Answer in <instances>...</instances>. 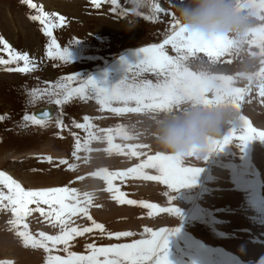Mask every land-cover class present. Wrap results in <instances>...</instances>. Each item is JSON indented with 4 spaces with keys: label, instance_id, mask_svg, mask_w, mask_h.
I'll return each instance as SVG.
<instances>
[{
    "label": "rangeland",
    "instance_id": "obj_1",
    "mask_svg": "<svg viewBox=\"0 0 264 264\" xmlns=\"http://www.w3.org/2000/svg\"><path fill=\"white\" fill-rule=\"evenodd\" d=\"M180 2L181 0H117V3L113 4L112 0H101L100 7H96L92 0H33V3L43 6L45 11L53 14L52 19L56 23L53 36L60 47L68 48L70 53V59L65 61L58 56L47 55V46L51 38L44 34L39 21L30 18L37 14V9L29 7L25 0H0V37L15 51L27 53L35 64L34 70L27 73L8 70L22 67L23 61L0 65V117H2L0 171L11 175L26 189L68 186L78 189L81 195L85 191L89 192L92 202L86 205L88 215L97 223L104 224L106 230L101 234L98 229H93L91 233L74 237L68 245L52 246L49 242L48 247L51 249L49 252L43 247H32L30 244L26 246L18 233L26 231L36 239L40 238V232L58 235L61 231L58 221L53 219L50 222L38 211H34L25 217L21 224L13 225L10 223L14 219L10 208L4 209L0 206V262L47 264L49 256L67 258L69 252L87 254L89 251L87 245L90 243L108 245L113 242L148 239L151 233L145 229L158 231L161 228L175 227L179 228V231L169 237L168 245L171 264H254L261 255H264V210L262 208L260 210L256 204L254 207L250 205L253 197L258 199V206L264 205V140L249 141L248 144L252 145L249 151L239 144L238 139L233 138L222 150L213 151L208 155V163L205 168L200 167L202 174L197 177L201 184L196 181L178 190H171L160 181H148L133 176L114 179V187L119 188L126 199L134 193L143 196L139 197L141 199L138 202L147 201L159 206L157 209H149L137 203L135 206L142 211L135 214L131 213L130 205L116 204L110 200V193L115 191H108L106 181L100 187L98 185L90 187L86 179L96 177L101 180L102 176L94 175L100 169L123 171L134 167L140 160L115 150L109 153L107 140L90 139L89 133L101 135L102 129H112L113 143L123 147L126 152L129 151L128 145L147 144L150 151L137 150L147 154H154L157 151L170 154L161 150L152 136L156 125L153 117L162 116L152 112L114 113L111 111L112 107L124 105L113 102L110 107H105L92 94L84 96L74 94L60 105L55 103L56 99L63 100L61 94L63 89L57 87L61 83H68L69 87L76 88L81 81L91 78L98 86L110 88L129 76L128 65L135 64V61L140 59L138 53L140 48L161 43L171 34L175 23L173 17L179 20L177 6ZM157 3L163 9L162 12H154L153 6ZM113 8L116 10L112 11ZM59 16L65 17L63 24L59 22ZM260 16H264V11L253 18L252 26L264 25V20L260 19ZM0 49H3L2 44ZM166 51L170 55L176 54L171 45L166 46ZM259 51L256 45L245 44L239 54H226L215 63H210V58L206 54L197 53L195 57L190 58L188 65L194 71H199L204 66L215 74L233 76L234 87L248 88L240 109L233 110L238 117L245 116L253 127L264 130V97L260 96L262 79L254 78L249 82L246 77L237 75L258 73L261 67H264V64H261L262 58L259 55H252ZM0 57L9 59L7 52L2 50ZM72 75H76L78 79L66 81L65 78ZM140 78L153 82L156 80L152 73H143ZM34 89L35 97L32 95ZM209 97L211 98V94ZM49 106L53 107V112L50 118L42 119L43 124H34L24 119L37 109ZM85 117H88L87 121ZM77 124H86L90 127H77ZM121 126L133 134L134 138L124 139L121 135L115 134V129ZM236 126L234 124L227 126L218 140ZM240 134L242 133L238 129L235 136ZM77 141L81 145L79 150L76 148ZM74 151L75 156L72 155ZM49 156L52 158L51 162L46 159ZM201 157L188 156L182 160V166L191 167V162H197ZM61 160L67 163L62 164ZM249 160L254 166L253 168L249 164L253 176L239 166L232 170L230 165H225V168L218 165L220 162L248 164ZM69 165L75 167L70 168ZM152 170L158 174L155 169ZM230 173L235 178L234 176L230 178ZM199 187L200 190L197 191ZM0 191L7 193V189L2 185ZM170 196L174 197L172 201L169 199ZM172 205L181 210L180 216L160 211ZM41 206L46 210L48 208L47 205ZM199 206L202 207L201 218L215 223L216 231H223V235L208 231L202 224L189 220L188 216H192ZM29 207L35 208V205ZM186 210H189L190 214L184 216ZM92 220H89L88 216L77 214L70 218L69 226L91 227ZM24 224L28 225L27 229L24 228ZM112 231H130L133 235L113 239L114 237L108 236V232ZM186 232L197 235L199 238L197 241L201 242L193 244ZM176 236V241L172 242L171 238ZM195 246L200 248L201 252L192 248L187 250L185 257L178 258L180 247L185 250L187 247L196 248ZM226 249L228 253L236 254L238 258L231 255V259H227Z\"/></svg>",
    "mask_w": 264,
    "mask_h": 264
},
{
    "label": "snow or ice",
    "instance_id": "obj_2",
    "mask_svg": "<svg viewBox=\"0 0 264 264\" xmlns=\"http://www.w3.org/2000/svg\"><path fill=\"white\" fill-rule=\"evenodd\" d=\"M27 5L32 9H37V14L30 18L34 21H39L42 25L43 32L51 38L48 44L47 55L49 57L58 56L62 60H69L70 53L68 48H61L53 36V28L56 27L52 19V15L45 11L43 6H38L33 3V0H25ZM246 3H251L257 7L256 16L261 11H264V0H245ZM96 7H100L101 0H92ZM113 4L117 0H112ZM154 12H162L160 4H155ZM116 9L113 8L112 11ZM58 16V14H55ZM59 22L64 23L65 17L59 16ZM151 18V17H150ZM175 23L172 26L171 34L161 43H153L148 46L141 47L139 53L141 58L135 64L128 65L129 76L122 79L119 83L112 87H100L94 79L89 78L80 82L79 87L71 88L68 83H61L58 88L63 89V100L56 99L55 103L60 105L69 100L74 94L81 96L92 94L99 99V103L105 107H110L113 102H120L123 107H112L114 113H141L152 112L166 116L173 112L181 111L189 105L202 104L205 106L211 105H227L232 109L239 110L241 101L244 100L245 93L248 88L234 87V77L230 75L215 74L210 68L202 66L199 71L192 70L188 62L190 58L196 56L197 53H204L210 58V63L225 56L226 54H239L243 51L244 45H256L259 53H252L253 56L259 55L261 64H264V25L254 27L251 26L244 34L242 39L230 35H220L205 37L197 33L188 32L184 26L173 17ZM264 20V16H260ZM0 44L3 45L2 51H6L9 59L5 60L0 57V65H8L12 62L23 61L22 67L9 68V71H18L27 73L35 68V64L30 59L27 53L15 51L11 45L0 37ZM171 45L175 51V55H170L166 51V46ZM143 73H152L156 80L153 82L148 79H141ZM238 76L246 77L249 82L254 78H261L260 96L264 97V67H261L258 73H238ZM71 82L77 80L76 75L65 78ZM211 94V98L209 97ZM33 97L36 95V90L32 92ZM129 104H134V107H129ZM46 115V113H45ZM2 119V117H0ZM26 121H31L34 124H43L44 121L39 119L37 115H26ZM156 123L161 118L153 117ZM88 120V117H85ZM237 125L232 127L231 131L222 139L210 140L207 147V155L216 150H222L224 146L230 144L233 138L239 140L241 146H246L253 139L264 140V130H258L252 126V123L245 117L239 116L233 123ZM77 127H90L86 124H77ZM242 134L235 136L237 130ZM101 135L89 133L90 139L102 140L106 139L109 145L107 151L111 153L113 150L125 155L146 157L142 158L139 164L123 171H109L107 168H102L94 175L102 176L107 182L108 191H115L117 199L120 203L129 205L142 204L145 208L157 209L159 206L147 201H136L126 199L125 194L119 188L114 187L113 180L116 178H125L129 176L142 178L148 181H160L171 190H178L196 182V177L202 171L200 167H184L179 156L164 154L157 151L154 155L147 154L144 151L137 149H149L147 144L128 145L129 151H125L123 147L113 143V130H101ZM115 134L121 135L124 139H133V134L125 130L123 126L115 129ZM87 143V142H86ZM81 147L77 141L76 148ZM90 150V149H89ZM150 151V149H149ZM73 156L76 155L74 151ZM189 156H193L189 153ZM51 162L52 158L46 157ZM60 163L66 164L67 161L61 160ZM70 168L75 167L69 165ZM147 169H155L158 174L151 175ZM83 179V177H77ZM0 185L7 189V193L0 191V206L4 209L11 210L14 219L10 221L13 225H19L24 218L30 213L38 211L41 216L48 219L50 222L54 219L61 226V231L58 235H48L45 232L39 233V239L33 237L26 231L18 233L24 239L25 245L32 247H43L46 251H51L48 247L49 242L52 246L64 244L68 245L69 241L76 236H82L85 233H91L93 229H98L101 234L105 233V226L102 223H97L88 215L86 205L91 204L92 196L89 192H83L84 200L80 199L81 193L74 187H41L26 189L20 182L13 179L4 171H0ZM170 201L174 199L169 197ZM6 201V203H5ZM30 205H35V208H30ZM41 205H47V210ZM167 213L181 215V210L172 205L165 209H160ZM83 214L92 220L91 227H70L69 222L72 216ZM28 225L24 224L27 229ZM150 232L151 236L148 239H136L131 243H110L107 246L97 247L94 243L87 245V254H78L69 252L67 258L61 256H49L47 264H171L168 254L169 237L179 228H161L158 231L145 229ZM133 233L130 231H112L108 232L109 238L115 237H130ZM67 250V249H66ZM0 264H11L10 261L0 262Z\"/></svg>",
    "mask_w": 264,
    "mask_h": 264
},
{
    "label": "clouds",
    "instance_id": "obj_3",
    "mask_svg": "<svg viewBox=\"0 0 264 264\" xmlns=\"http://www.w3.org/2000/svg\"><path fill=\"white\" fill-rule=\"evenodd\" d=\"M177 13L188 32L242 39L253 24L257 7L245 0H181ZM237 118V113L227 105H189L163 116L152 136L161 150L181 159L189 153L203 155L210 140L222 135ZM254 264H264V255Z\"/></svg>",
    "mask_w": 264,
    "mask_h": 264
},
{
    "label": "trees",
    "instance_id": "obj_4",
    "mask_svg": "<svg viewBox=\"0 0 264 264\" xmlns=\"http://www.w3.org/2000/svg\"><path fill=\"white\" fill-rule=\"evenodd\" d=\"M87 78H89V76L87 77ZM244 148H245V150H249V151H251V149H252V145L251 144H247L246 146H244ZM207 153H205V154H203V155H201L202 157H201V159L200 160H198L197 161V163L199 164V165H203V164H205L206 162H207V159H204V156L206 155ZM209 155V154H208ZM208 155H207V157H208ZM205 162V163H204ZM147 171H148V173L149 174H151V175H157V173L154 171V170H152V169H147ZM197 179V178H196ZM194 190V189H193ZM201 208L202 207H198L195 211H194V213H193V215L192 216H196L195 217V219H192V216H188V218H189V220L190 221H192V222H194V223H197V224H202L203 226H205L207 229H208V231H215V233H217V234H220L219 232H217L216 231V224L215 223H213L211 220H209V219H205V220H203L201 217H202V211H201ZM263 209V208H262ZM260 210H261V208H260ZM115 238V237H114ZM113 238V239H114ZM117 239V238H116ZM193 248V250L194 249H196V248H194V247H187L185 250H184V248L182 247L181 248V254H186V252H187V250H189V249H192ZM197 250V249H196ZM198 252H199V250H198Z\"/></svg>",
    "mask_w": 264,
    "mask_h": 264
},
{
    "label": "bare ground",
    "instance_id": "obj_5",
    "mask_svg": "<svg viewBox=\"0 0 264 264\" xmlns=\"http://www.w3.org/2000/svg\"><path fill=\"white\" fill-rule=\"evenodd\" d=\"M122 28H123V27H122ZM123 31H124V29H123ZM116 32H118V31H116ZM152 33H154V32H152ZM152 33H151V34H152ZM79 34H80V33H79ZM148 34H149V33H148ZM151 34H150V35H151ZM124 35H125V34H124ZM146 35H147V34H146ZM150 35H149V36H150ZM141 36H142V35H141ZM119 37H120V36H119ZM121 37H122V35H121ZM143 37H144V36H143ZM146 37H147V36H146ZM151 37H152V36H151ZM123 38H124V37H123ZM133 38H134V37H133ZM147 38H148V37H147ZM123 40H124V39H123ZM140 40H141V38H140ZM142 40H143V39H142ZM151 40H153V39H150V41H151ZM155 40H156V39H155ZM96 41H97V40H96ZM144 41H145V40H144ZM158 41H159V39H158ZM99 42H100V41H99ZM99 42H97V43H99ZM133 42H134V41H133ZM136 42H137V40H136ZM78 43H79V42H78ZM80 43H81V41H80ZM80 43H79V44H80ZM138 43H139V42H138ZM99 44H100V43H99ZM136 44H137V43H136ZM139 44H140V43H139ZM73 45H74V44H73ZM73 45H72V46H73ZM76 45H77V44H76ZM76 45H75V46H76ZM103 45H104V44H103ZM137 45H138V44H137ZM141 45H142V44H141ZM96 46L98 47L99 45H96ZM105 46H106V43H105ZM107 46H108V45H107ZM139 46H140V45H139ZM143 46H144V45H143ZM133 47H134V46H133ZM135 47H136V46H135ZM107 48H108V47H107ZM98 49H99V48H97V51H98ZM100 49H101V47H100ZM104 49H105V48H104V46H103L102 50L104 51ZM131 49H133V48H131ZM134 49H135V48H134ZM92 51H93V50H92ZM92 51H91V52H92ZM94 51H96V50L94 49ZM99 51H101V50H99ZM103 51H101V52L103 53ZM120 51H121V50H120ZM112 52H113V51H112ZM96 53H97V52H96ZM102 53H101V54H102ZM105 53H106V52H105ZM120 53H121V52H120ZM126 53H127V52H126ZM138 53H139V52H138ZM134 54H135V53H134ZM139 54H140V53H139ZM92 55H93V54H92ZM121 55H122V54H121ZM127 55H128V54H127ZM127 55H126V56H127ZM136 55H137V54H135V56H136ZM122 56H123V55H122ZM128 56H129V55H128ZM137 56H138V55H137ZM134 58H135V57H134ZM136 58H137V57H136ZM139 58H141V54H140ZM85 59H86V58H85ZM87 59H88V58H87ZM121 59H122V58H121ZM131 59H133V57H132ZM131 59H130V60H131ZM135 60H137V59H135ZM89 61H90V60H89ZM86 62H87V61H86ZM135 62H137V61H135ZM88 63H89V62H88ZM133 63H134V62H133ZM86 65H87V64H86ZM86 65H85V66H86ZM87 68H88V67H87ZM109 68H110V67H109ZM110 69H111V68H110ZM82 70H83V69H82ZM89 71H90V69H89ZM87 73H88V72H87ZM96 77H97V76H96ZM98 77H99V76H98ZM98 77H97V78H98ZM101 77H102V76H101ZM100 79H101V78H100ZM3 80H4V79H3ZM1 87H2V86H1ZM2 89H3V87H2ZM12 89H13V88H12ZM12 89H11V90H12ZM16 89H17V87H16ZM0 90H1V89H0ZM15 91H16V90H15ZM1 92H2V91H1ZM2 93H3V92H2ZM12 93L14 94L15 92L12 91ZM12 93H11V95H12ZM16 93H17V92H16ZM7 95H8V94H7ZM11 95H10V96H11ZM87 95H88V94H87ZM12 97H13V96H11V98H12ZM14 97H15V96H14ZM16 98H17V96H16ZM12 99H13V98H12ZM12 99H11V101H12ZM3 100H4V99H3ZM6 101H7V98H6ZM8 101H9V99H8ZM10 103H11V102H10ZM10 105H11V104H10ZM12 112H13V111H12ZM45 113H46V115H45ZM12 114H13V113H12ZM43 114H44L45 117L47 116V112L43 111ZM51 115H52V114H51ZM51 115H50L49 117H47V118H50ZM8 118H9V117H8ZM47 118H44V119H47ZM155 124H156V122H155ZM15 125L17 126L16 122H15ZM112 126H113V125H112ZM14 127H15V126H14ZM14 127H11V129H13ZM15 128H16V127H15ZM25 130H26V129H25ZM23 140H24V139H23ZM28 140H29V139H28ZM31 140H32V139H31ZM31 142H32V141H31ZM19 143H20V142H19ZM30 145H31V144H30ZM68 151H69V150H68ZM0 154H1V153H0ZM5 154H6V153H5ZM80 167H81V166H80ZM63 172H64V171H63ZM63 172H62V173H63ZM93 176H94V175H93ZM84 178H85V177H84ZM99 180H100V179H99ZM84 182H85V181H84ZM92 182H93V181H91V184H93ZM96 182H98V181H96ZM96 185H97V183H96ZM98 185H99V183H98ZM71 186H72V185H71ZM0 221H1V220H0Z\"/></svg>",
    "mask_w": 264,
    "mask_h": 264
},
{
    "label": "crops",
    "instance_id": "obj_6",
    "mask_svg": "<svg viewBox=\"0 0 264 264\" xmlns=\"http://www.w3.org/2000/svg\"><path fill=\"white\" fill-rule=\"evenodd\" d=\"M87 180V182L89 183L88 184V186H90V187H92V186H97L98 185V183H99V185H98V187H100V185L101 184H103L104 182H105V180L103 179V178H101V180H99V178H96V177H89V178H87L86 179ZM91 181H93L92 183H94L95 182V184H91ZM96 181H98V182H96ZM96 183H97V185H96ZM83 194V193H82ZM142 195H137V194H134V193H132V199L133 200H136V201H138L139 199H141V198H138V197H141ZM82 197V198H81ZM81 197H80V199H81V201L83 202V195H81ZM143 197V196H142ZM130 208H131V213H137V214H140L139 212H141L142 210H140V208H137L135 205H130ZM129 211V210H128Z\"/></svg>",
    "mask_w": 264,
    "mask_h": 264
},
{
    "label": "water",
    "instance_id": "obj_7",
    "mask_svg": "<svg viewBox=\"0 0 264 264\" xmlns=\"http://www.w3.org/2000/svg\"><path fill=\"white\" fill-rule=\"evenodd\" d=\"M43 111L47 112V116L46 117L44 116ZM52 112H53V107L52 106H49V107H46V108H42V109L39 108V109H37L36 111H34L32 113V115L35 114V115H37V117L39 119H44V118L49 117L52 114Z\"/></svg>",
    "mask_w": 264,
    "mask_h": 264
}]
</instances>
